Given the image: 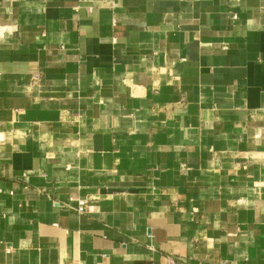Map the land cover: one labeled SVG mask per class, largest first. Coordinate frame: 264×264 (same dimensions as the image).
Instances as JSON below:
<instances>
[{"label": "crops", "instance_id": "0c3cea01", "mask_svg": "<svg viewBox=\"0 0 264 264\" xmlns=\"http://www.w3.org/2000/svg\"><path fill=\"white\" fill-rule=\"evenodd\" d=\"M264 264V0H0V264Z\"/></svg>", "mask_w": 264, "mask_h": 264}, {"label": "built area", "instance_id": "2783aa9c", "mask_svg": "<svg viewBox=\"0 0 264 264\" xmlns=\"http://www.w3.org/2000/svg\"><path fill=\"white\" fill-rule=\"evenodd\" d=\"M168 264H177V263H175L173 260H169Z\"/></svg>", "mask_w": 264, "mask_h": 264}]
</instances>
